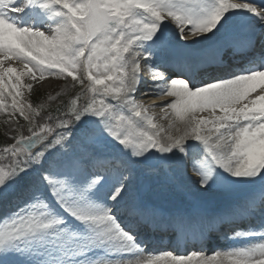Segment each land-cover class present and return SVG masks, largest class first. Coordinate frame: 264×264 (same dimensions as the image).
<instances>
[{"label": "snow or ice", "instance_id": "6c2138e0", "mask_svg": "<svg viewBox=\"0 0 264 264\" xmlns=\"http://www.w3.org/2000/svg\"><path fill=\"white\" fill-rule=\"evenodd\" d=\"M0 114V264H264V0H0ZM138 169L229 202L166 212Z\"/></svg>", "mask_w": 264, "mask_h": 264}, {"label": "bare ground", "instance_id": "6f19581e", "mask_svg": "<svg viewBox=\"0 0 264 264\" xmlns=\"http://www.w3.org/2000/svg\"><path fill=\"white\" fill-rule=\"evenodd\" d=\"M9 63L13 64L12 61H6L5 66ZM14 67L21 70L23 64L18 61ZM54 87L55 85H52L50 89ZM155 112L157 113V119H159L161 115L160 108H155ZM205 115H208V113H205ZM162 123L166 124L167 121H162ZM133 187L147 202L155 204L170 213L186 211L190 206L198 203H206L207 206H210L215 204L216 200L225 196L223 193L215 191L208 193L193 191L179 172L175 175H166L163 172L155 174L145 169H138L133 176Z\"/></svg>", "mask_w": 264, "mask_h": 264}, {"label": "rangeland", "instance_id": "374dc122", "mask_svg": "<svg viewBox=\"0 0 264 264\" xmlns=\"http://www.w3.org/2000/svg\"><path fill=\"white\" fill-rule=\"evenodd\" d=\"M28 79L30 80V82H28ZM69 80H70V78H69ZM69 80L65 81L63 79H56L53 77H48L45 81L39 82L38 84H34L33 90L31 92H28L25 89L24 90V98L29 100L30 102H31V99H33V100L36 99L37 103H40V102L46 100L48 94H55L58 90H60L62 88V86L64 84L69 83L70 82ZM23 82L25 84L33 83V81L30 79V77H27V80H24ZM52 85H55V87L50 89V87ZM78 90H79V88L68 89L66 94L61 95L57 101L51 102V107L56 106L60 101L64 102L65 100L69 99ZM33 105L35 106L36 104L33 103ZM5 119H6V117L4 115L0 114V132L2 133V135H4L5 129H6V126L3 123V121ZM20 123L24 124L25 122L21 119ZM8 127H11V125H9Z\"/></svg>", "mask_w": 264, "mask_h": 264}]
</instances>
